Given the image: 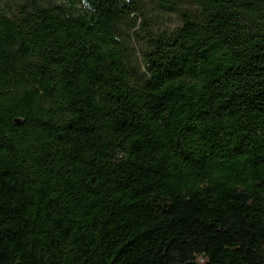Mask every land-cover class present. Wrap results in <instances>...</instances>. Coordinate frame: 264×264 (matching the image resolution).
<instances>
[{
    "label": "trees",
    "instance_id": "trees-1",
    "mask_svg": "<svg viewBox=\"0 0 264 264\" xmlns=\"http://www.w3.org/2000/svg\"><path fill=\"white\" fill-rule=\"evenodd\" d=\"M156 2L0 1V264H264V0Z\"/></svg>",
    "mask_w": 264,
    "mask_h": 264
},
{
    "label": "rangeland",
    "instance_id": "rangeland-1",
    "mask_svg": "<svg viewBox=\"0 0 264 264\" xmlns=\"http://www.w3.org/2000/svg\"><path fill=\"white\" fill-rule=\"evenodd\" d=\"M188 7L194 8L193 5ZM132 20H136V26L132 25ZM144 20L149 23L147 27L142 25ZM181 24L182 19L177 11L158 5L156 0H141V10L133 14L127 23L122 24L120 31L121 39L133 52L131 61L133 66L138 68V75L145 69L142 50L147 46L146 28L173 31Z\"/></svg>",
    "mask_w": 264,
    "mask_h": 264
}]
</instances>
